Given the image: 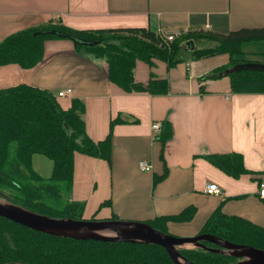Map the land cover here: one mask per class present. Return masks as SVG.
<instances>
[{"label":"crops","instance_id":"crops-1","mask_svg":"<svg viewBox=\"0 0 264 264\" xmlns=\"http://www.w3.org/2000/svg\"><path fill=\"white\" fill-rule=\"evenodd\" d=\"M51 21L76 30L228 34L264 26V0H0V42ZM188 56L171 68L159 60L152 66L136 62L137 82L147 85L151 75L167 80L168 92L161 95L124 92L108 79L103 60L77 53L65 39L47 40L43 60L32 68L0 66V88L44 89L63 109L80 99L85 131L94 142L104 140L110 122L119 120L111 130L110 161L74 155L70 200L84 203L82 219L147 223L191 206L192 220L169 223V234L197 235L216 210L264 228V200L257 194L264 184V93H233L226 77L201 80L226 64L227 54ZM67 89L72 92L57 97ZM154 123L159 131L152 130ZM165 126L170 136L163 143ZM227 153L240 154L251 173L234 178L203 158ZM139 161L149 162L152 170L141 171ZM32 167L42 178L51 175L52 165L39 154L32 156ZM209 183L221 193H206Z\"/></svg>","mask_w":264,"mask_h":264},{"label":"trees","instance_id":"trees-1","mask_svg":"<svg viewBox=\"0 0 264 264\" xmlns=\"http://www.w3.org/2000/svg\"><path fill=\"white\" fill-rule=\"evenodd\" d=\"M53 39L69 40L77 53L103 60L108 79L127 93L161 95L168 92L166 79L151 75L147 85L137 82L134 78L137 61L152 66L153 60H159L171 68L187 55L197 60L222 54L228 55V62L202 76L201 80L226 77L233 93H264V72L231 70L239 64L264 63L239 57L243 54L242 43L264 42V26L241 28L228 34L191 32L165 44L147 28L76 30L51 21L4 38L0 42V66L17 64L24 69L36 66L43 60L45 42ZM84 110L80 99H72L70 107L63 109L51 92L26 84L0 88L1 199L53 218L82 219L84 203L70 200L74 155L79 153L110 161L111 130L119 122L118 119L111 121L107 137L94 142L85 131ZM169 136L170 127L165 126L160 139L164 143ZM34 154L51 161L52 172L48 178L40 177L33 170ZM203 158L234 178L251 173L237 153L207 154ZM193 215L194 208L190 206L177 215L156 217L147 223L169 233V223H187ZM198 233L264 250V228L243 218L222 214L220 210L210 215ZM205 245L217 247L206 242ZM180 252L196 264H228L238 260L202 248ZM6 263L172 264L165 250L156 245L52 237L0 217V264Z\"/></svg>","mask_w":264,"mask_h":264},{"label":"water","instance_id":"water-1","mask_svg":"<svg viewBox=\"0 0 264 264\" xmlns=\"http://www.w3.org/2000/svg\"><path fill=\"white\" fill-rule=\"evenodd\" d=\"M88 44L87 42H84ZM258 70L264 72V63L251 62L234 66L231 70ZM1 199V198H0ZM0 200V217L30 230L52 237L76 241H98L156 245L165 250L172 264H196L187 260L178 248L191 245L213 253L226 254L238 260L228 264H264V250L249 245L235 244L208 233L194 236H174L154 229L146 222L121 220H84L53 218L27 210L9 201ZM206 243L217 247L211 248ZM19 264V263H6Z\"/></svg>","mask_w":264,"mask_h":264},{"label":"built area","instance_id":"built-area-1","mask_svg":"<svg viewBox=\"0 0 264 264\" xmlns=\"http://www.w3.org/2000/svg\"><path fill=\"white\" fill-rule=\"evenodd\" d=\"M157 35L162 38L163 42L165 44H168L170 42H172L174 39L178 38L180 33L178 32H171V33H164V32H158ZM72 91L70 89L61 91L57 94V97H62L64 95L70 94ZM152 130L154 131H159L160 130V125L159 123H154L151 126ZM138 167L141 171H145V172H150L152 170V165L147 162V161H139L138 162ZM205 192L209 193V194H214V195H219L221 193L220 188L214 184V183H209L206 187H205ZM257 194L258 196L264 200V184H261L257 190Z\"/></svg>","mask_w":264,"mask_h":264},{"label":"rangeland","instance_id":"rangeland-1","mask_svg":"<svg viewBox=\"0 0 264 264\" xmlns=\"http://www.w3.org/2000/svg\"><path fill=\"white\" fill-rule=\"evenodd\" d=\"M241 50L243 52V54L241 56H239L241 58L254 60V61H264V42L263 41L244 42L241 44ZM40 157H42V159L47 161L49 165H52L51 161L48 158H46L43 155H40ZM177 236H182V235H177ZM195 249H197V248L193 247L191 245H186V246L178 248L179 251H181V250H195Z\"/></svg>","mask_w":264,"mask_h":264}]
</instances>
